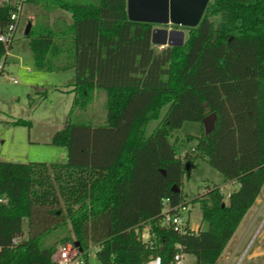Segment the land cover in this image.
<instances>
[{
    "label": "trees",
    "instance_id": "trees-1",
    "mask_svg": "<svg viewBox=\"0 0 264 264\" xmlns=\"http://www.w3.org/2000/svg\"><path fill=\"white\" fill-rule=\"evenodd\" d=\"M24 2L40 7L24 34L33 68L73 71L70 88L59 89L71 94L70 107L50 138L66 160H0V264H54L56 249L74 242L80 264L90 246L99 264H142L144 224L163 260L178 245L196 264H214L264 182V0H208L197 25L182 28V44L159 50L150 42L154 25L128 20L125 0ZM11 8L0 3V28ZM54 9L70 22L51 17ZM96 89L105 94L104 122H80ZM211 112L212 129L186 140L236 188L223 200L217 186H204L191 201L206 228L177 233L161 223V202L185 204L181 176L195 155H180L168 138ZM150 120L158 122L144 135ZM14 236L20 241L11 245Z\"/></svg>",
    "mask_w": 264,
    "mask_h": 264
},
{
    "label": "rangeland",
    "instance_id": "rangeland-1",
    "mask_svg": "<svg viewBox=\"0 0 264 264\" xmlns=\"http://www.w3.org/2000/svg\"><path fill=\"white\" fill-rule=\"evenodd\" d=\"M2 1L0 0V2ZM8 1L12 2L13 0ZM30 9L32 8L29 4H23L16 32L3 61V70L0 74V160L12 162L36 161L47 164L63 163L66 160L65 147L52 146L47 143L48 127L51 128L53 124L62 126L64 123L71 103V94L57 90V87L71 83L73 81V72L72 70L42 72L33 68L31 52L23 33L26 22L32 23L38 15V13L35 14L33 19L32 16H29ZM59 11L67 20H70L68 12ZM183 33L184 38L186 30L183 29ZM153 47L155 50L160 49L155 45ZM9 77L14 79L15 82L12 83ZM65 87L70 88V86ZM92 95V100L86 110L79 112L78 120L90 125H100L103 124L105 119V94L104 91L96 89ZM164 109H161V114ZM17 118L28 120L29 125L10 123L12 119ZM157 122L158 120H150L145 126L144 135H148ZM202 129V125L199 122L184 121L178 129L172 131L168 138L169 142L173 143L175 148H177L180 155L183 153H187L189 156L195 155L192 165L181 176L180 194L188 210V225L196 231L197 229H205L206 224L200 221L198 204L192 202L191 199L196 194L202 193L205 189L204 186H217L223 196V200H226L227 193L236 188L235 182L232 181L233 183H231L225 180L217 170L207 163L204 157L196 153L193 149L195 145L193 139L190 141L186 140L188 135L198 136ZM58 150L65 151V155L59 157ZM257 197L264 198V182L259 189ZM252 208L253 206L248 208L242 216L214 264L261 263L264 257V252H262L264 251V241L259 243V231L263 229L264 219L261 221V217L257 218L254 227L244 240L238 237V233L241 232L246 218L251 214ZM257 226L259 227L256 229ZM22 229L23 231L26 230L25 222L22 223ZM147 230L148 226L146 224L142 225L139 237L140 241L144 242V247L148 250L144 260L153 254L151 247L147 245ZM136 231H133V236ZM56 251L52 256L55 255ZM229 251H232V254L228 259H225L224 255ZM254 251H260L261 254L258 256L252 255ZM94 252L95 250L91 246L87 249L86 264H99ZM183 264L196 263L192 255L184 253Z\"/></svg>",
    "mask_w": 264,
    "mask_h": 264
},
{
    "label": "water",
    "instance_id": "water-1",
    "mask_svg": "<svg viewBox=\"0 0 264 264\" xmlns=\"http://www.w3.org/2000/svg\"><path fill=\"white\" fill-rule=\"evenodd\" d=\"M208 0H125V13L130 21L147 22L154 25L150 31L152 45L162 48L164 46H179L183 42V27H195L200 20ZM30 22H26L23 33L26 34ZM164 26H176L170 29ZM215 114H206L202 119L204 132L213 127ZM187 168V164H185ZM163 174V170H160ZM177 192L174 185L170 188ZM78 250V244L73 243Z\"/></svg>",
    "mask_w": 264,
    "mask_h": 264
},
{
    "label": "built area",
    "instance_id": "built-area-1",
    "mask_svg": "<svg viewBox=\"0 0 264 264\" xmlns=\"http://www.w3.org/2000/svg\"><path fill=\"white\" fill-rule=\"evenodd\" d=\"M1 3V2H0ZM12 5L11 10L8 13V22L5 26L0 28V43L5 47V56L8 52V46H10L16 28L19 21L21 8L25 3L24 0H13L9 2ZM4 62L0 60V74L3 70ZM12 83L14 79L10 78ZM228 194H226V197ZM5 198L0 197V203H4ZM162 209L160 214L161 223L168 228H171L177 233H195L196 230L188 225V210L185 204H175L169 206L166 200H162ZM148 239V238H147ZM20 241V237L14 236L11 238L10 244L15 245ZM94 250L96 246H91ZM183 255L181 248L177 245L170 259L163 260L160 255L152 254L142 264H183ZM54 264H80L82 263L81 252L73 244L65 243L60 246L55 255L51 257ZM36 264V263H31Z\"/></svg>",
    "mask_w": 264,
    "mask_h": 264
},
{
    "label": "crops",
    "instance_id": "crops-1",
    "mask_svg": "<svg viewBox=\"0 0 264 264\" xmlns=\"http://www.w3.org/2000/svg\"><path fill=\"white\" fill-rule=\"evenodd\" d=\"M29 6L32 8V9H30V11H29V16H32L33 17V19H34V16H35V14H39L40 13V7L38 6V5H30L29 4ZM60 9H54L52 12H50V16L51 17H56V18H60V19H62V20H64V21H66V22H70V20H67V18H65L63 15H62V13L59 11ZM26 17V16H25ZM31 24V23H30ZM69 70H71V69H69ZM66 71V70H65ZM59 72H61V71H59ZM73 72V71H72ZM72 83V82H71ZM71 83H68V84H66V85H59V87H57V88H55V89H57V90H59L60 88H62V87H65V86H69ZM61 91V90H60ZM62 126L60 125V124H53L52 126H51V128L50 127H48V129H49V131H48V139H47V143H50V138H51V136H52V134L56 131V130H58V129H60ZM50 145H52V146H58V145H53V144H51L50 143ZM63 155H65V151H61V150H58V156L59 157H63ZM229 182H231V183H233V182H235V181H229ZM228 194V193H227ZM253 206V208H252V211H251V214L246 218V222H245V224H244V226H243V228L241 229V232L240 233H238V237H241L242 238V240H244L245 238H246V236H247V234L251 231V229L254 227V224L256 223V221H257V218L258 217H261V221L264 219V198H261V197H256L255 198V200H254V202L248 207V208H250V207H252ZM247 208V209H248ZM247 211V210H246ZM245 211V212H246ZM245 212H244V214H245ZM243 214V215H244ZM242 218V217H241ZM241 220V219H240ZM239 220V221H240ZM239 223V222H238ZM260 226V225H259ZM259 226H257L256 227V229L259 227ZM263 228V229H262ZM261 229V231H259V233H260V242L259 243H262L263 241H264V223H263V227H262ZM255 229V230H256ZM235 230V229H234ZM255 232V231H254ZM232 235V234H231ZM231 237V236H230ZM229 240V239H228ZM239 242H240V240H239ZM241 243V242H240ZM225 247V246H224ZM224 249V248H223ZM223 251V250H222ZM262 252H264V251H262ZM232 254V251H229V252H226L225 253V255H224V258L225 259H228V257L230 256ZM261 254V252L260 251H254L253 253H252V255H256V256H258V255H260ZM264 254V253H263Z\"/></svg>",
    "mask_w": 264,
    "mask_h": 264
},
{
    "label": "flooded vegetation",
    "instance_id": "flooded-vegetation-1",
    "mask_svg": "<svg viewBox=\"0 0 264 264\" xmlns=\"http://www.w3.org/2000/svg\"><path fill=\"white\" fill-rule=\"evenodd\" d=\"M164 27H167V28H170V29H177L178 27H175V26H164Z\"/></svg>",
    "mask_w": 264,
    "mask_h": 264
}]
</instances>
